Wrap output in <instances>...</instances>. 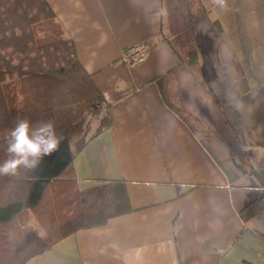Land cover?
Segmentation results:
<instances>
[{
	"label": "crops",
	"instance_id": "1",
	"mask_svg": "<svg viewBox=\"0 0 264 264\" xmlns=\"http://www.w3.org/2000/svg\"><path fill=\"white\" fill-rule=\"evenodd\" d=\"M45 1L112 121L74 156L75 186L122 182L131 210L26 264H264V212L240 217L264 167V82L250 74L248 37L255 0L225 9L190 0L198 76L171 47L174 0ZM140 44L143 63L119 62Z\"/></svg>",
	"mask_w": 264,
	"mask_h": 264
},
{
	"label": "trees",
	"instance_id": "2",
	"mask_svg": "<svg viewBox=\"0 0 264 264\" xmlns=\"http://www.w3.org/2000/svg\"><path fill=\"white\" fill-rule=\"evenodd\" d=\"M187 1L182 21L191 34L199 16ZM190 44L191 39L182 54L174 43L171 47L180 67L198 76ZM107 107L47 2L0 0V162L6 159L5 137L17 118L33 124L50 119L65 136L59 150L45 157L35 171L0 177V264H26L78 230L102 226L130 212L122 182L106 181L86 190L75 186L73 158L87 139L111 127ZM88 117L98 120L89 137ZM253 174L261 192L240 211L244 221L264 212V167ZM24 211L33 214L43 235L24 231L19 220Z\"/></svg>",
	"mask_w": 264,
	"mask_h": 264
},
{
	"label": "clouds",
	"instance_id": "3",
	"mask_svg": "<svg viewBox=\"0 0 264 264\" xmlns=\"http://www.w3.org/2000/svg\"><path fill=\"white\" fill-rule=\"evenodd\" d=\"M212 3L221 9L227 7L226 0H212ZM64 139L50 119L33 124L27 118H17L5 137L6 159L0 162V177H15L21 170L35 171L45 157L59 150Z\"/></svg>",
	"mask_w": 264,
	"mask_h": 264
},
{
	"label": "rangeland",
	"instance_id": "4",
	"mask_svg": "<svg viewBox=\"0 0 264 264\" xmlns=\"http://www.w3.org/2000/svg\"><path fill=\"white\" fill-rule=\"evenodd\" d=\"M185 0H174V13L172 15L171 26V41L179 52L185 53L190 39L188 29L184 27L183 17L187 10V6L182 3ZM264 2V1H263ZM262 0H255L252 5L250 17L248 20L249 26V43H250V74L259 80L264 82V3ZM192 5H190L191 7ZM192 8V7H191ZM88 125L86 127V135L89 136L93 132L95 125L98 123L97 118H87ZM264 215V214H263ZM32 213L24 211L19 216L20 223L24 228V231L31 229L41 234V227L37 224V221ZM33 220V221H31Z\"/></svg>",
	"mask_w": 264,
	"mask_h": 264
},
{
	"label": "built area",
	"instance_id": "5",
	"mask_svg": "<svg viewBox=\"0 0 264 264\" xmlns=\"http://www.w3.org/2000/svg\"><path fill=\"white\" fill-rule=\"evenodd\" d=\"M148 54V47L144 44L136 45L123 50L119 56V62L124 65H136L145 61ZM264 237V232L262 233Z\"/></svg>",
	"mask_w": 264,
	"mask_h": 264
}]
</instances>
